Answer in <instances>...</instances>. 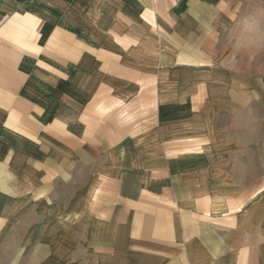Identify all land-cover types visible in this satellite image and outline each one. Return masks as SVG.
Masks as SVG:
<instances>
[{
	"label": "crops",
	"instance_id": "1",
	"mask_svg": "<svg viewBox=\"0 0 264 264\" xmlns=\"http://www.w3.org/2000/svg\"><path fill=\"white\" fill-rule=\"evenodd\" d=\"M258 102L264 0H0V264H264Z\"/></svg>",
	"mask_w": 264,
	"mask_h": 264
},
{
	"label": "rangeland",
	"instance_id": "2",
	"mask_svg": "<svg viewBox=\"0 0 264 264\" xmlns=\"http://www.w3.org/2000/svg\"><path fill=\"white\" fill-rule=\"evenodd\" d=\"M263 105H264L263 102H261V103L258 102V103H257V109L263 108V107H264Z\"/></svg>",
	"mask_w": 264,
	"mask_h": 264
}]
</instances>
